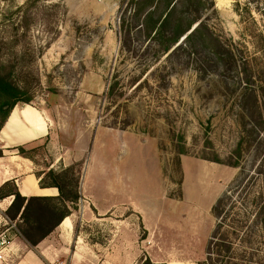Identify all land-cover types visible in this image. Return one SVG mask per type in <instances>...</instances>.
<instances>
[{
	"label": "rangeland",
	"instance_id": "1",
	"mask_svg": "<svg viewBox=\"0 0 264 264\" xmlns=\"http://www.w3.org/2000/svg\"><path fill=\"white\" fill-rule=\"evenodd\" d=\"M213 1L209 24L251 66L203 72L185 65L187 54L146 49L134 30L125 37L122 22H134L130 10L123 17V0H0V73L50 124L48 136L22 146L24 157L14 149L10 157L28 159L39 181L52 170L65 192L78 191L68 241L92 244L96 261L122 239L131 242L123 249L130 264H201L212 206L240 167L264 160L256 157L264 148V0L250 16L236 13L245 0ZM240 139V166H227ZM6 211L0 199L4 256L15 239L25 242Z\"/></svg>",
	"mask_w": 264,
	"mask_h": 264
},
{
	"label": "trees",
	"instance_id": "2",
	"mask_svg": "<svg viewBox=\"0 0 264 264\" xmlns=\"http://www.w3.org/2000/svg\"><path fill=\"white\" fill-rule=\"evenodd\" d=\"M259 1L245 0L242 7L236 3V13L242 16L241 12L245 11L250 16L249 7L254 5L259 10ZM123 7V17L130 10V19L134 22L133 25L122 22V27L126 29L125 37L128 38L134 30L137 38L148 42L146 49L152 44L161 56L180 58L187 54L185 65L194 62L203 72L251 66V61L239 55L241 51L238 52L231 44H224L209 24L208 17L215 14L213 0H123ZM191 55L195 58L192 59ZM23 94L7 76L0 73V130L14 107L29 106L32 99ZM255 104L259 109L256 97ZM242 147L243 140L240 139L226 161L227 166H240ZM14 150L24 157L25 148L18 146ZM262 152L264 148L256 152V157L264 158ZM253 160L256 165L248 170L240 167L242 174L236 183L212 206L215 225L201 264H264V160L259 163H255V158ZM59 177L49 170L39 181L41 188L57 189L58 196L54 198H25L15 186L7 192H3L7 184L0 187V199L13 196L6 211L7 219L16 223L18 236L29 246L35 247L58 228L71 214L69 205L76 204L80 199L78 191L65 192L63 185L56 182ZM140 264L164 263L144 258Z\"/></svg>",
	"mask_w": 264,
	"mask_h": 264
},
{
	"label": "crops",
	"instance_id": "3",
	"mask_svg": "<svg viewBox=\"0 0 264 264\" xmlns=\"http://www.w3.org/2000/svg\"><path fill=\"white\" fill-rule=\"evenodd\" d=\"M50 124L48 120L35 108L23 105L16 106L8 116L4 126L0 130V142L3 143L2 157H0V187L5 184H14L17 192L25 198L29 197H57L58 191L53 187L41 188L39 179L31 169V162L28 159L10 157V152L18 146L35 142L48 136ZM19 160V164H17ZM22 159V160H20ZM90 167V165H89ZM23 170L26 171H19ZM23 172V173H21ZM85 186L90 187L89 181H85ZM88 189V188H87ZM13 196L2 199L9 207ZM112 205V203L110 204ZM11 228L15 229V226ZM17 234V231L14 230ZM73 233V222L70 217L64 219L48 237L38 243L35 247L29 246L20 239L12 242V250L7 255L0 252V264H54L67 259L69 264H130L133 258L127 255V249L131 242L118 239L114 244L110 240L109 245L104 247V255L96 261V256L91 250L94 246L83 242L79 236L71 242ZM55 234L60 240L55 239ZM18 235V234H17ZM112 247L116 248L115 252ZM164 264H178L175 262H158Z\"/></svg>",
	"mask_w": 264,
	"mask_h": 264
},
{
	"label": "built area",
	"instance_id": "4",
	"mask_svg": "<svg viewBox=\"0 0 264 264\" xmlns=\"http://www.w3.org/2000/svg\"><path fill=\"white\" fill-rule=\"evenodd\" d=\"M54 264H64L63 262H57V263H54Z\"/></svg>",
	"mask_w": 264,
	"mask_h": 264
}]
</instances>
